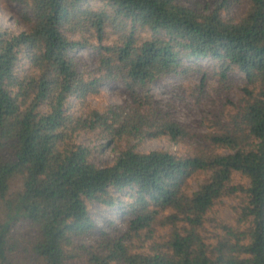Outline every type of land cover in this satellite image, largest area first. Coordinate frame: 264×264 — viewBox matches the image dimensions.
I'll use <instances>...</instances> for the list:
<instances>
[{
	"label": "trees",
	"instance_id": "obj_1",
	"mask_svg": "<svg viewBox=\"0 0 264 264\" xmlns=\"http://www.w3.org/2000/svg\"><path fill=\"white\" fill-rule=\"evenodd\" d=\"M6 1L29 27H0V264H264V0H243L238 18L222 12L242 0ZM78 46L92 48L96 68L72 53ZM194 58L217 65L225 87L235 70L244 82L191 153L127 144L101 163L75 140L192 137L149 85L201 70L187 64ZM106 82L126 99L103 111L86 104ZM196 173L205 177L190 188ZM225 198L229 220L214 214ZM92 202L119 206L125 229L99 228Z\"/></svg>",
	"mask_w": 264,
	"mask_h": 264
},
{
	"label": "rangeland",
	"instance_id": "obj_2",
	"mask_svg": "<svg viewBox=\"0 0 264 264\" xmlns=\"http://www.w3.org/2000/svg\"><path fill=\"white\" fill-rule=\"evenodd\" d=\"M207 0H183L186 4L194 2L205 3ZM93 6H101L96 0H90ZM247 6L246 1L233 4L222 12L223 16L238 18ZM0 27L8 28L16 33L25 31L29 23L24 21L19 14V8L6 0H0ZM111 34L109 39L115 38ZM108 39V40H109ZM93 41V40H91ZM80 57L88 69L96 68L95 53L89 46H78L73 52ZM191 67L199 66L201 70H188L186 74L166 76L149 85V91L160 106L166 110L172 118L185 123L192 137L184 141L175 142L167 135L141 138H120L110 140L102 138L96 132H80L76 134L75 140L87 145L91 150V159L94 162L110 163L127 144L132 145L136 151L148 152L151 150H165L173 154H189L196 147V140L202 134L212 131L216 127L215 122H224L227 119L231 105L228 100L237 101L243 85V74L240 71H233L229 74V86L225 87L218 81V76L214 75L212 61L209 58H194L187 62ZM208 69V70H206ZM207 71L208 75L203 87L200 88V77L202 71ZM126 99L125 91L121 83H104L100 86L97 94H91L85 98L86 104L90 107L105 110L109 105L120 104ZM81 104L72 100V111L78 113ZM224 152V150H219ZM205 177L203 173H196L188 179L190 188H195L199 181ZM234 183H246V179L238 173L234 175ZM224 205L216 208L214 214L223 220H229L231 210L229 205L233 200L223 199ZM0 207V220L4 217ZM88 212L92 221L104 230H109L108 222H112L120 230L126 227V218L121 214L119 206L106 207L98 202L88 205ZM213 223H208L211 228ZM166 230L158 229L157 236L164 234ZM17 264H28L21 260Z\"/></svg>",
	"mask_w": 264,
	"mask_h": 264
}]
</instances>
